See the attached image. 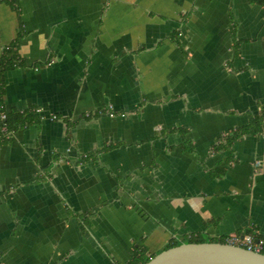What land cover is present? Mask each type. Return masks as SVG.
<instances>
[{"label": "crops", "instance_id": "0c3cea01", "mask_svg": "<svg viewBox=\"0 0 264 264\" xmlns=\"http://www.w3.org/2000/svg\"><path fill=\"white\" fill-rule=\"evenodd\" d=\"M18 5H0V58L14 47L20 64L1 81L17 127L0 144V264H128L196 236L264 240V133L227 140L264 111L262 5Z\"/></svg>", "mask_w": 264, "mask_h": 264}, {"label": "water", "instance_id": "95a60500", "mask_svg": "<svg viewBox=\"0 0 264 264\" xmlns=\"http://www.w3.org/2000/svg\"><path fill=\"white\" fill-rule=\"evenodd\" d=\"M147 264H264V255L222 243L182 244Z\"/></svg>", "mask_w": 264, "mask_h": 264}, {"label": "trees", "instance_id": "16d2710c", "mask_svg": "<svg viewBox=\"0 0 264 264\" xmlns=\"http://www.w3.org/2000/svg\"><path fill=\"white\" fill-rule=\"evenodd\" d=\"M20 0H0V5L3 3H9L11 4L16 11L19 12V5L18 2ZM254 3H257L259 5H262L264 7V0H251ZM19 64V58L17 55V50L14 47H7L4 50V53L2 55V57L0 58V102L2 100V77L3 74L11 68L14 67H18ZM0 111L1 112H5L2 109V106L0 104ZM8 115V119H7V125H8V129L10 131L11 134L14 133L15 128L17 127L16 125H14V118L12 115ZM25 113L22 114V116L19 115H15L18 116V119L20 120V123L18 122L19 125H25L27 123V117L24 116ZM248 133H257V134H262L264 133V112L256 117L252 123L242 129H237L234 133H232L230 136L227 137V140L232 141V140H237L239 137H242ZM9 139L7 138V135H5V133H3L0 130V144L5 143L6 141H8ZM245 235H253L252 232H248ZM255 236V235H253ZM222 243V244H227V241L225 240H211V241H207L206 239L200 237V236H196V237H192L191 239L187 240V244H201V243ZM186 242H174L173 244H170L166 247L165 250L171 249V248H175L178 247L182 244H185ZM164 250V251H165ZM144 252V251H142ZM264 255V251L261 253ZM158 254L152 255L150 257H144L143 254L138 253L134 256V258L132 259V261L128 264H147L149 263L154 257H156Z\"/></svg>", "mask_w": 264, "mask_h": 264}, {"label": "built area", "instance_id": "2783aa9c", "mask_svg": "<svg viewBox=\"0 0 264 264\" xmlns=\"http://www.w3.org/2000/svg\"><path fill=\"white\" fill-rule=\"evenodd\" d=\"M37 113H43L42 109L35 110ZM264 111H262L263 113ZM103 112H100L102 114ZM110 113V114H109ZM108 114L113 118L116 116L113 108L108 110ZM90 114H87L89 117ZM8 115L6 112L0 111V130L7 135V138L10 139L13 134L10 133L7 125ZM53 119H56L54 116ZM227 243L230 245L242 247L248 251L262 253L264 251V240L256 239L253 235H231L227 238Z\"/></svg>", "mask_w": 264, "mask_h": 264}, {"label": "rangeland", "instance_id": "374dc122", "mask_svg": "<svg viewBox=\"0 0 264 264\" xmlns=\"http://www.w3.org/2000/svg\"><path fill=\"white\" fill-rule=\"evenodd\" d=\"M206 240H207V241H211L210 239H206ZM185 242L187 243V240H186ZM209 243H211V242H209ZM160 253H161V252H160ZM160 253H159V254H160Z\"/></svg>", "mask_w": 264, "mask_h": 264}]
</instances>
